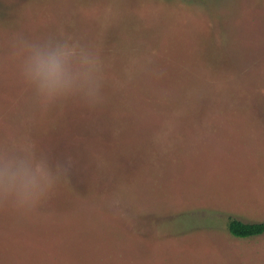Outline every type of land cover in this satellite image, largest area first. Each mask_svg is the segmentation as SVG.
Returning <instances> with one entry per match:
<instances>
[{
  "label": "rangeland",
  "instance_id": "1",
  "mask_svg": "<svg viewBox=\"0 0 264 264\" xmlns=\"http://www.w3.org/2000/svg\"><path fill=\"white\" fill-rule=\"evenodd\" d=\"M264 0H0V264H264Z\"/></svg>",
  "mask_w": 264,
  "mask_h": 264
},
{
  "label": "trees",
  "instance_id": "2",
  "mask_svg": "<svg viewBox=\"0 0 264 264\" xmlns=\"http://www.w3.org/2000/svg\"><path fill=\"white\" fill-rule=\"evenodd\" d=\"M227 228L229 233L236 238H253L264 235V222L243 223L237 219H229Z\"/></svg>",
  "mask_w": 264,
  "mask_h": 264
}]
</instances>
